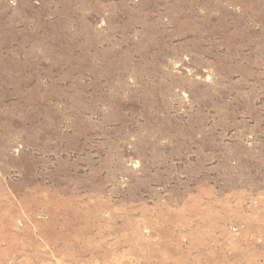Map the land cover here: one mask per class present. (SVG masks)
<instances>
[{"label": "rangeland", "instance_id": "obj_1", "mask_svg": "<svg viewBox=\"0 0 264 264\" xmlns=\"http://www.w3.org/2000/svg\"><path fill=\"white\" fill-rule=\"evenodd\" d=\"M0 264H264V0H0Z\"/></svg>", "mask_w": 264, "mask_h": 264}]
</instances>
